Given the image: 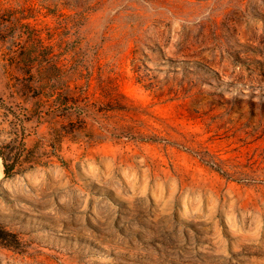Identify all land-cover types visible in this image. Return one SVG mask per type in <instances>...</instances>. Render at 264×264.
<instances>
[{
	"label": "rangeland",
	"instance_id": "1",
	"mask_svg": "<svg viewBox=\"0 0 264 264\" xmlns=\"http://www.w3.org/2000/svg\"><path fill=\"white\" fill-rule=\"evenodd\" d=\"M0 264H264V0H0Z\"/></svg>",
	"mask_w": 264,
	"mask_h": 264
},
{
	"label": "trees",
	"instance_id": "2",
	"mask_svg": "<svg viewBox=\"0 0 264 264\" xmlns=\"http://www.w3.org/2000/svg\"><path fill=\"white\" fill-rule=\"evenodd\" d=\"M208 162H209V161H208ZM211 163H212L217 169H219V171H221L223 174H228L227 171L224 170V169L221 167V165H220V160H219V161H214V160L212 159ZM246 174H248V173H246ZM245 176H247V175H245Z\"/></svg>",
	"mask_w": 264,
	"mask_h": 264
}]
</instances>
